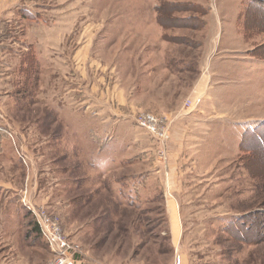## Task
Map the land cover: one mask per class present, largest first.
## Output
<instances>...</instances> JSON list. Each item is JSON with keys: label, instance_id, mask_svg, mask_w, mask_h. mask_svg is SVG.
<instances>
[{"label": "rangeland", "instance_id": "374dc122", "mask_svg": "<svg viewBox=\"0 0 264 264\" xmlns=\"http://www.w3.org/2000/svg\"><path fill=\"white\" fill-rule=\"evenodd\" d=\"M28 4L0 50V264L55 258L30 208L74 264H264V0Z\"/></svg>", "mask_w": 264, "mask_h": 264}, {"label": "built area", "instance_id": "2783aa9c", "mask_svg": "<svg viewBox=\"0 0 264 264\" xmlns=\"http://www.w3.org/2000/svg\"><path fill=\"white\" fill-rule=\"evenodd\" d=\"M137 122L159 140L165 135V131L160 130L158 126L159 120L152 114L140 115L137 118ZM30 209L38 218L41 232L50 240L56 250V256L50 264H74V260L67 254L69 244L62 236V228L59 221L56 218H52L44 208H39V210Z\"/></svg>", "mask_w": 264, "mask_h": 264}, {"label": "crops", "instance_id": "0c3cea01", "mask_svg": "<svg viewBox=\"0 0 264 264\" xmlns=\"http://www.w3.org/2000/svg\"><path fill=\"white\" fill-rule=\"evenodd\" d=\"M33 2V0H0V50L5 45L10 44L13 32L10 29V22L20 20L21 18L32 17L28 12L23 9V4ZM23 9V11H22ZM30 15V16H29ZM175 242L180 244V238H175ZM177 264H190V258L183 250H178Z\"/></svg>", "mask_w": 264, "mask_h": 264}]
</instances>
